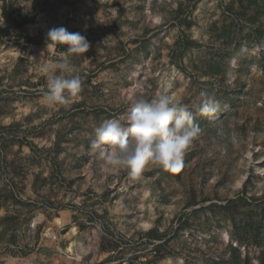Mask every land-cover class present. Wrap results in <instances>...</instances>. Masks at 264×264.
Returning <instances> with one entry per match:
<instances>
[{
	"label": "rangeland",
	"instance_id": "1",
	"mask_svg": "<svg viewBox=\"0 0 264 264\" xmlns=\"http://www.w3.org/2000/svg\"><path fill=\"white\" fill-rule=\"evenodd\" d=\"M60 26L90 47L48 106ZM0 30V264L262 263L264 0H0ZM162 92L201 129L182 166L110 171L95 129Z\"/></svg>",
	"mask_w": 264,
	"mask_h": 264
},
{
	"label": "clouds",
	"instance_id": "2",
	"mask_svg": "<svg viewBox=\"0 0 264 264\" xmlns=\"http://www.w3.org/2000/svg\"><path fill=\"white\" fill-rule=\"evenodd\" d=\"M47 48L66 45L58 62L43 65L46 91L42 93L48 106L70 105L81 89V76L74 72L70 59L84 54L90 43L80 32L65 27H53L47 32ZM67 73L58 75L57 72ZM217 102L206 98L195 110L209 115ZM201 129L194 123L193 110L167 92L131 101L129 113L123 119H111L95 129L91 148L97 159L105 161L110 171L126 170L138 176L146 167L178 170L183 156Z\"/></svg>",
	"mask_w": 264,
	"mask_h": 264
},
{
	"label": "trees",
	"instance_id": "3",
	"mask_svg": "<svg viewBox=\"0 0 264 264\" xmlns=\"http://www.w3.org/2000/svg\"><path fill=\"white\" fill-rule=\"evenodd\" d=\"M4 15H6V17H8L9 14L7 12H4ZM28 20H32V17H30V18H23V19H20V20L13 19L12 20L13 21L12 24H15L17 26H21L25 22H27ZM150 235L152 236V238H156V239H160L163 236V234L155 233V231H152ZM261 261H262L261 264H264V256L262 257Z\"/></svg>",
	"mask_w": 264,
	"mask_h": 264
},
{
	"label": "water",
	"instance_id": "4",
	"mask_svg": "<svg viewBox=\"0 0 264 264\" xmlns=\"http://www.w3.org/2000/svg\"><path fill=\"white\" fill-rule=\"evenodd\" d=\"M1 34H2V33H1V30H0V37H1Z\"/></svg>",
	"mask_w": 264,
	"mask_h": 264
},
{
	"label": "bare ground",
	"instance_id": "5",
	"mask_svg": "<svg viewBox=\"0 0 264 264\" xmlns=\"http://www.w3.org/2000/svg\"><path fill=\"white\" fill-rule=\"evenodd\" d=\"M56 220H58V221H59V218H57Z\"/></svg>",
	"mask_w": 264,
	"mask_h": 264
}]
</instances>
